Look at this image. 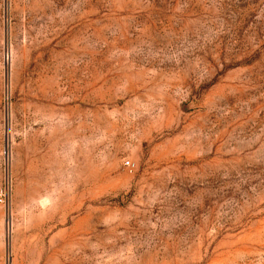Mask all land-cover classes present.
Returning a JSON list of instances; mask_svg holds the SVG:
<instances>
[{"label":"rangeland","instance_id":"374dc122","mask_svg":"<svg viewBox=\"0 0 264 264\" xmlns=\"http://www.w3.org/2000/svg\"><path fill=\"white\" fill-rule=\"evenodd\" d=\"M0 264H264V0H0Z\"/></svg>","mask_w":264,"mask_h":264},{"label":"built area","instance_id":"2783aa9c","mask_svg":"<svg viewBox=\"0 0 264 264\" xmlns=\"http://www.w3.org/2000/svg\"><path fill=\"white\" fill-rule=\"evenodd\" d=\"M125 165H126L127 167H129V166H130V164H129L128 162H126V163H125Z\"/></svg>","mask_w":264,"mask_h":264}]
</instances>
